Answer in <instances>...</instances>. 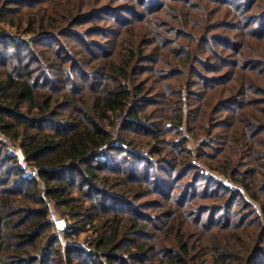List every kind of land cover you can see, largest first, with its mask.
Returning <instances> with one entry per match:
<instances>
[{
    "label": "trees",
    "instance_id": "obj_1",
    "mask_svg": "<svg viewBox=\"0 0 264 264\" xmlns=\"http://www.w3.org/2000/svg\"><path fill=\"white\" fill-rule=\"evenodd\" d=\"M0 134V264H264V0H0Z\"/></svg>",
    "mask_w": 264,
    "mask_h": 264
},
{
    "label": "rangeland",
    "instance_id": "obj_2",
    "mask_svg": "<svg viewBox=\"0 0 264 264\" xmlns=\"http://www.w3.org/2000/svg\"><path fill=\"white\" fill-rule=\"evenodd\" d=\"M6 28L7 31L11 32L12 35H18L20 36V39L26 40L29 39L32 36H28L25 34H17L16 29L14 28H10L9 26H3ZM36 37V36H33ZM182 136L187 137L188 138V143H187V148L189 150L192 151L193 155L196 157L197 153L200 149V145L202 143H205L208 141V138L205 135H202L198 140L193 139L189 133L186 130V127L184 126L182 129ZM0 141H2L3 143H5V145L7 146V149L9 151H13L16 155V151H19L20 149L18 147H13V145H11L9 143V141L4 140L3 137L0 135ZM18 158V157H17ZM195 165H197L198 167H200L203 170V173L206 174L207 176H211L214 178L215 181L217 182H221L223 183L226 187L231 188V189H238L242 195L244 196V198L250 203L252 204V206L259 212L260 211V207L259 205L254 202L250 196V193H247L240 185H237L235 183L230 182L228 179H226L223 175H221L219 172L216 171H211L209 170V168L207 166H205L204 162H200V161H195L194 162ZM27 174L30 176L34 175V172H32V170L27 169ZM51 214H50V218L52 221L54 220H58V219H62L65 220V218H62L58 215V213L55 211V208L51 205ZM66 221V220H65ZM54 232L55 234H57L60 238L63 244H69L70 241H67L64 239V235L62 231L57 230V228L55 227V223H54ZM92 235V232H88V233H84L81 238L77 241V243H79L81 246L85 247L86 243L85 241Z\"/></svg>",
    "mask_w": 264,
    "mask_h": 264
},
{
    "label": "built area",
    "instance_id": "obj_3",
    "mask_svg": "<svg viewBox=\"0 0 264 264\" xmlns=\"http://www.w3.org/2000/svg\"><path fill=\"white\" fill-rule=\"evenodd\" d=\"M2 137H3L4 140H6L4 136H2ZM16 156L18 157V160H19L20 164L23 165V166H25V160H24V156H23L21 150L16 151ZM54 223H55V227L59 231L64 232L68 228L67 222L65 220H62V219L54 220Z\"/></svg>",
    "mask_w": 264,
    "mask_h": 264
}]
</instances>
